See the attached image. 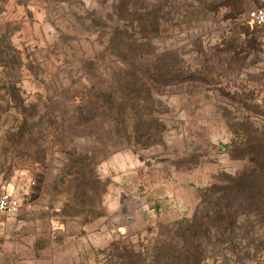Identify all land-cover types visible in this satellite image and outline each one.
Listing matches in <instances>:
<instances>
[{
    "label": "rangeland",
    "instance_id": "rangeland-1",
    "mask_svg": "<svg viewBox=\"0 0 264 264\" xmlns=\"http://www.w3.org/2000/svg\"><path fill=\"white\" fill-rule=\"evenodd\" d=\"M167 2L144 52L185 74L154 85L136 130L126 68L107 42L126 28L122 0H0V193L21 204L0 216V264H106L113 243L138 245L191 217L211 186L253 180L264 161V29L249 14L264 0ZM85 156L70 174V159Z\"/></svg>",
    "mask_w": 264,
    "mask_h": 264
},
{
    "label": "trees",
    "instance_id": "trees-1",
    "mask_svg": "<svg viewBox=\"0 0 264 264\" xmlns=\"http://www.w3.org/2000/svg\"><path fill=\"white\" fill-rule=\"evenodd\" d=\"M144 1L148 2L122 0L117 19L125 20L126 28L110 27L107 40L108 50L126 68L122 78L125 111L131 114L136 130L138 117L150 114L141 109H147L145 103L152 99L154 85L175 82L185 74L181 64H173L163 54L152 60L145 56L144 31L151 25L157 35L164 31L169 5L161 0L158 6L150 3L149 10ZM109 19L115 20L114 16ZM142 66L145 73L140 72ZM145 129L152 133L153 127ZM260 149L264 154V147ZM86 159L90 158H71L69 173H83ZM256 171L253 180L232 177L229 182L211 186L191 217L160 224L152 237H145L138 245L113 243L106 264H209L212 259L215 264H264V231L256 226H264V161Z\"/></svg>",
    "mask_w": 264,
    "mask_h": 264
},
{
    "label": "built area",
    "instance_id": "built-area-1",
    "mask_svg": "<svg viewBox=\"0 0 264 264\" xmlns=\"http://www.w3.org/2000/svg\"><path fill=\"white\" fill-rule=\"evenodd\" d=\"M251 22L264 29V5L250 12ZM35 183L34 181L32 182ZM20 201L10 193H0V216L14 214L20 209Z\"/></svg>",
    "mask_w": 264,
    "mask_h": 264
}]
</instances>
